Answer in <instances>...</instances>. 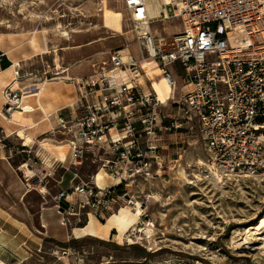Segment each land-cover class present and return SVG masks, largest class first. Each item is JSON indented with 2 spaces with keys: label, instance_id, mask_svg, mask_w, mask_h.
Returning a JSON list of instances; mask_svg holds the SVG:
<instances>
[{
  "label": "built area",
  "instance_id": "obj_1",
  "mask_svg": "<svg viewBox=\"0 0 264 264\" xmlns=\"http://www.w3.org/2000/svg\"><path fill=\"white\" fill-rule=\"evenodd\" d=\"M152 1L122 0L137 55L114 49L92 75L74 78L79 114L57 112L49 130L52 140L61 135L58 142L69 150L67 161L53 158L56 169L74 171L65 188L46 195L58 211L59 203L65 204L60 223L72 231L90 216L105 222L120 201L133 203L123 187L152 180L164 169L165 137H173L172 144L181 136L197 138L207 156L200 164L205 178L264 180V0H160L163 8L151 18ZM169 19H179L177 32H153L154 23ZM150 62L172 92L176 81L168 66L180 64L178 95L162 101L155 90L142 86L141 70ZM34 76L14 71L2 91V116L23 111L22 90L42 81ZM15 81L20 87L12 88ZM31 149L19 150L27 155L18 164L23 176L22 169L31 167ZM87 164L95 170L82 178L77 170ZM100 171L105 186L96 181ZM46 176L40 179L43 185ZM62 179L63 174L58 182ZM50 249L78 262L89 252L82 244Z\"/></svg>",
  "mask_w": 264,
  "mask_h": 264
},
{
  "label": "rangeland",
  "instance_id": "obj_2",
  "mask_svg": "<svg viewBox=\"0 0 264 264\" xmlns=\"http://www.w3.org/2000/svg\"><path fill=\"white\" fill-rule=\"evenodd\" d=\"M105 2L0 0V33H36L43 36L47 44L46 50L23 65L19 72H32L39 80L47 78V81L66 75V80L62 81L71 83L74 78L92 75L108 61L109 52L114 49H128L137 55L133 24L122 0ZM113 11L121 13L118 29L104 25V14H112ZM179 29V19L158 21L152 25L153 32L160 30L165 36ZM155 65L148 63L151 68ZM168 70L176 81L173 92L166 89L161 78L155 77L159 73L155 75V72L149 73L144 69L141 73L148 76L151 85L158 84L166 96H176L181 86L182 67L175 62L168 66ZM23 94H28V91H23ZM171 110L175 111L174 108ZM161 111L167 112L166 109ZM61 138L57 135V141H50L53 145H43V150L52 156L48 163L42 164L31 149V167L22 169L25 177L16 164L15 170L21 180L18 191L23 192L22 183L42 198L48 191L52 195L58 191L53 180L47 185L48 191H44L40 169L46 167L54 178L63 174L64 169L57 170L58 162H53V158L57 161L65 159L56 154L67 149L62 145L64 142H58ZM165 138L169 143L162 151L164 169L152 180L125 185L123 188L133 203L120 201L105 222L90 216L86 224L75 227L73 231L70 226H61V212L48 208L54 205L51 196L46 195L47 200L42 199V204L46 208L44 218L50 232H35L37 236H47L45 244L40 252L33 251L23 264H264V233L257 230H251L249 234L245 232L248 225H256L257 219L264 216V180L240 178L238 182L231 179L217 182L218 177L205 178L200 164L206 163L207 156L197 138L181 136L173 144V138ZM21 139L25 145L31 142L28 136ZM20 154L27 158L26 153ZM21 157L19 155L20 160ZM177 157L178 162L175 163ZM34 166L39 170L35 171ZM25 168L31 170L28 176ZM94 170L87 164L77 171L85 178ZM103 176L101 173L97 178L100 186L106 185ZM5 197L10 202L15 195ZM20 208L21 212L24 211L23 205L20 204ZM116 213L123 215L122 219L112 216ZM29 218L33 220V217ZM90 220L89 231H84ZM143 227L149 228L150 234L140 231ZM66 232L71 236L67 242L56 240L64 238ZM52 235L56 239L50 237ZM79 244L89 251L82 262L50 249Z\"/></svg>",
  "mask_w": 264,
  "mask_h": 264
},
{
  "label": "crops",
  "instance_id": "obj_3",
  "mask_svg": "<svg viewBox=\"0 0 264 264\" xmlns=\"http://www.w3.org/2000/svg\"><path fill=\"white\" fill-rule=\"evenodd\" d=\"M32 35L34 34L20 32L0 33V110L4 106L2 91L12 82L13 71L20 70L23 65L41 55L47 48L43 36L35 33L38 42L33 44L31 41ZM150 63L156 64L155 62ZM156 68L147 65L143 66L141 71L144 69L149 73L150 71L151 73H159L160 76L155 77L161 78L164 83L160 71ZM62 79L66 80V75L41 83L37 82V85L24 88L23 91H28V94L23 95L20 101V107L23 111L13 113L8 119L0 113V264H23L32 256L33 251L40 252L45 244V237L47 236L40 237L35 232L44 233V230L50 232L44 218L46 208H43L44 204H42V199L47 200L46 195L42 198L24 183H22L23 192L18 191L21 188V180L17 175L15 166L26 159L24 154L19 152L21 146L33 147L32 149L40 158V162L42 164L48 163L52 156L48 151L43 150V145H53L50 143L52 137L49 130L55 124L56 113L61 112L64 115L79 114V104L76 102L78 96L76 87L73 82L67 83ZM140 80L145 89L156 91L155 87H158V84L151 85L147 75L142 74ZM170 96L168 95L166 98ZM27 136L31 142L25 145L21 138H27ZM168 143L163 141V146L166 147ZM65 152L62 150L56 154L67 161L69 157L68 148ZM51 154L57 157L54 153ZM19 155L23 156L21 160ZM27 162L30 164V160H27ZM33 168L35 171L39 170L36 166ZM46 170V167L40 169V179L49 174L45 179L44 191H48L47 185L50 180L55 181L53 186L58 187V191L65 188L72 176V171L65 170L63 171L62 181L58 182L59 178L52 177V174ZM63 185L65 187H62ZM10 195H15V198L8 202L5 196ZM20 204L24 207L22 212ZM48 208L55 207L49 206ZM30 216L33 217V220L29 218ZM90 222L91 220L84 227V231H89ZM40 229L43 231H40ZM66 234L64 238L60 239L54 238L53 235L50 237L64 243L68 241V237H71L68 236V232Z\"/></svg>",
  "mask_w": 264,
  "mask_h": 264
},
{
  "label": "bare ground",
  "instance_id": "obj_4",
  "mask_svg": "<svg viewBox=\"0 0 264 264\" xmlns=\"http://www.w3.org/2000/svg\"><path fill=\"white\" fill-rule=\"evenodd\" d=\"M102 1H106V0H102ZM165 2L167 3L168 2V0H165ZM107 2H105V4H106ZM161 8H163V5L161 4V2H160V0H154V1H152L151 3H150V8H149V16L151 17V18H155L156 16H158L157 14L160 12V10H161ZM104 9V8H103ZM107 12H109V11H107ZM120 18H121V13L119 12V11H113V13L111 14V12H110V14H108V13H105L104 14V25L106 26V27H109V28H112V27H114V28H116V29H118V28H120ZM64 30V29H63ZM32 34H34V35H32V37H31V41H32V43L33 44H36V42H38V39H37V36L35 35V33H32ZM30 41V42H31ZM38 45V44H37ZM34 47V46H33ZM31 48H32V46H31ZM46 48V47H45ZM47 52V51H46ZM45 52V53H46ZM9 53V52H8ZM10 54V53H9ZM14 59V58H13ZM16 64V63H15ZM148 65V63L147 64H145V66H147ZM156 66V65H155ZM156 68V67H155ZM157 70H158V68H156ZM155 69V70H156ZM151 70H153V69H151ZM154 71V70H153ZM151 72V71H150ZM13 73H14V71H13ZM13 77H14V74H13ZM53 79V78H52ZM12 81V80H11ZM44 81H47V80H42V81H40V83L41 82H44ZM164 81V80H163ZM164 83H165V81H164ZM166 84V83H165ZM16 86H18V87H20V83H19V81H15L14 83H12V88H16ZM166 87V89H168L169 87H167V86H165ZM156 88V91L158 92L157 94H158V96H159V98L162 100V101H164V100H166V95L164 94V93H162L161 91H160V89L158 88V87H155ZM169 90V89H168ZM22 92H23V90H22ZM170 93V92H169ZM23 95L24 94H22V98H23ZM24 96H26V95H24ZM21 98V99H22ZM169 98V97H168ZM21 101V100H20ZM19 105H20V103H19ZM3 119V118H2ZM8 119V118H7ZM11 121V120H10ZM12 123V122H11ZM13 123H14V121H13ZM6 127V126H5ZM13 127V126H12ZM33 136V135H32ZM28 140H30V138L28 139ZM27 142V141H26ZM63 146H65V147H67L65 144H62ZM61 159H64L63 157H61ZM63 161V160H62ZM25 166V165H24ZM23 166V167H24ZM25 172H26V175L28 176L30 173H31V170L30 169H28V168H25ZM101 173H103V171H100L99 173H98V175L96 176V181H97V178H98V176L101 174ZM214 179H215V177H214ZM213 179V180H214ZM217 179V178H216ZM215 181V180H214ZM212 182V183H214V184H216L215 182ZM217 182H219V180L217 181ZM218 185V184H217ZM121 210H126L127 211V209H121ZM112 216H114V217H123V216H121L119 213H116V214H113ZM93 217V216H92ZM94 218V217H93ZM260 218V219H259ZM257 220V222H256V225H248V228L245 230V232H247L248 234H249V232H251V230H257V231H260V233H264V231H261V229L262 228H264V216H262V217H259ZM150 221V220H149ZM144 229H140V231L141 230H145V232L147 233V234H150V229L149 228H146V227H143ZM247 234V235H248ZM153 239V238H152ZM155 240V239H154ZM156 242V241H155ZM22 247V246H21ZM5 249V248H4ZM14 251V250H13ZM20 255H22V254H20ZM20 257H22V256H20ZM4 262V261H3Z\"/></svg>",
  "mask_w": 264,
  "mask_h": 264
},
{
  "label": "water",
  "instance_id": "obj_5",
  "mask_svg": "<svg viewBox=\"0 0 264 264\" xmlns=\"http://www.w3.org/2000/svg\"><path fill=\"white\" fill-rule=\"evenodd\" d=\"M1 53V52H0ZM65 207V204L63 202L59 203V211L61 212L63 208Z\"/></svg>",
  "mask_w": 264,
  "mask_h": 264
}]
</instances>
